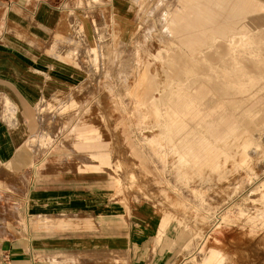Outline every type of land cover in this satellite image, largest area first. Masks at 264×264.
I'll use <instances>...</instances> for the list:
<instances>
[{"label":"rangeland","instance_id":"obj_1","mask_svg":"<svg viewBox=\"0 0 264 264\" xmlns=\"http://www.w3.org/2000/svg\"><path fill=\"white\" fill-rule=\"evenodd\" d=\"M191 1L203 2L137 1L138 23L131 35L114 31L110 42L97 47L87 46L89 42L81 37L74 64L80 83L70 92L37 99L23 143L27 149L22 144V150L33 152V162L46 170L88 174L102 185L111 184L114 201H127L141 219L150 216L155 233L147 247L152 253L160 252V264H205L210 256L211 264H264V155L246 156L239 162L241 148L235 145L226 158L219 157L218 169L205 164V153L199 154L197 167L201 168L196 169L193 160L180 157L168 137L152 126L155 114L148 103H142L150 82L156 87L164 79L167 86L171 80L168 59L198 45L195 36L199 38L200 30L191 32L194 41L181 44L171 28L176 23L170 22L172 16L190 12L186 5ZM244 1L245 9L251 10L246 19L264 16V8L258 6L264 7V0ZM212 2L208 1L212 15L220 17L205 25L192 24L218 28L209 31L211 42L223 27H237L221 22ZM253 3L261 9L252 11ZM12 7L9 0H1L0 39ZM245 27L248 35L264 36L262 18L250 20ZM23 32L15 33L17 39L29 45L37 41L36 55L60 52L42 46L46 43L39 39L44 35L25 40ZM255 41L264 44V39ZM226 42L219 38L209 54ZM153 95L158 97L155 89ZM255 135L264 148V132Z\"/></svg>","mask_w":264,"mask_h":264},{"label":"crops","instance_id":"obj_2","mask_svg":"<svg viewBox=\"0 0 264 264\" xmlns=\"http://www.w3.org/2000/svg\"><path fill=\"white\" fill-rule=\"evenodd\" d=\"M137 1L149 0H9L0 39V264H160V252L147 247L150 216L114 201L111 184L46 170L24 151L37 99L80 83L81 37L97 47L114 31L131 35ZM22 31L25 40L44 35L42 46L60 52L36 55L37 41L17 39Z\"/></svg>","mask_w":264,"mask_h":264},{"label":"bare ground","instance_id":"obj_3","mask_svg":"<svg viewBox=\"0 0 264 264\" xmlns=\"http://www.w3.org/2000/svg\"><path fill=\"white\" fill-rule=\"evenodd\" d=\"M208 1L211 0L191 1L186 5L190 12L182 11L171 17L170 22L176 23L171 27L175 32L171 31L178 35L181 44L192 41L191 32L200 30L199 38L195 36L198 45L193 44L194 48L185 54H173L174 60L168 59L171 80L167 86L164 79L156 87L150 82L149 95L142 103L151 106L155 114L153 122L156 121L152 126L168 137L180 157L193 160L197 167L201 164L199 154L205 153V164L218 169L219 157L226 158L235 145L241 148L239 162H244L246 156L264 155V148L253 138L255 133L264 132V44L255 41L264 36L248 35L245 27L250 20H264V16L246 19L245 14L251 10L245 9L244 0H212L214 9L222 15L220 21L237 27H223L222 34L211 42L209 31L218 28L192 26L205 25L220 17L214 18ZM256 4H252V11L261 9ZM258 6L264 8L263 4ZM219 38L227 42L217 46L218 52L209 54ZM154 89L158 97L153 95ZM212 259V256L206 258L205 264H211Z\"/></svg>","mask_w":264,"mask_h":264}]
</instances>
